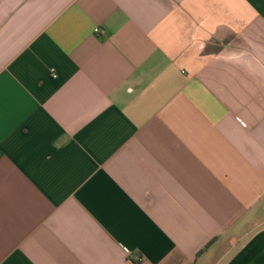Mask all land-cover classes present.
<instances>
[{
  "label": "crops",
  "instance_id": "0c3cea01",
  "mask_svg": "<svg viewBox=\"0 0 264 264\" xmlns=\"http://www.w3.org/2000/svg\"><path fill=\"white\" fill-rule=\"evenodd\" d=\"M0 264H264V0H0Z\"/></svg>",
  "mask_w": 264,
  "mask_h": 264
},
{
  "label": "built area",
  "instance_id": "2783aa9c",
  "mask_svg": "<svg viewBox=\"0 0 264 264\" xmlns=\"http://www.w3.org/2000/svg\"><path fill=\"white\" fill-rule=\"evenodd\" d=\"M96 33H97V34H104L105 32H104L102 29L97 28V29H96ZM53 75H54L55 78H57V75L55 74L54 71H53ZM241 122H242V121H241ZM242 124H243L244 126H246V124H245L244 122H242ZM140 259H142V258H140ZM142 261H143V260H142Z\"/></svg>",
  "mask_w": 264,
  "mask_h": 264
}]
</instances>
